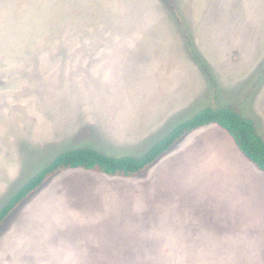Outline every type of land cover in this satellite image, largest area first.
I'll return each instance as SVG.
<instances>
[{"label": "rangeland", "instance_id": "374dc122", "mask_svg": "<svg viewBox=\"0 0 264 264\" xmlns=\"http://www.w3.org/2000/svg\"><path fill=\"white\" fill-rule=\"evenodd\" d=\"M201 63L264 139V0H0V210L66 151L139 158L215 106ZM0 264H264V174L215 125L134 178L59 172Z\"/></svg>", "mask_w": 264, "mask_h": 264}, {"label": "trees", "instance_id": "16d2710c", "mask_svg": "<svg viewBox=\"0 0 264 264\" xmlns=\"http://www.w3.org/2000/svg\"><path fill=\"white\" fill-rule=\"evenodd\" d=\"M202 66L208 72L206 66ZM211 82L215 85L213 79ZM209 125H216L224 130L232 138L239 152L264 173V139L255 122L245 118L237 109L209 107L175 127L139 158L111 157L92 148H79L60 154L49 166L28 181L0 210V227L24 201L59 172L83 169L110 177L134 178L152 166L183 137Z\"/></svg>", "mask_w": 264, "mask_h": 264}, {"label": "crops", "instance_id": "0c3cea01", "mask_svg": "<svg viewBox=\"0 0 264 264\" xmlns=\"http://www.w3.org/2000/svg\"><path fill=\"white\" fill-rule=\"evenodd\" d=\"M202 60V59H201ZM203 61V60H202ZM206 66V65H205ZM206 68H207V66H206ZM203 70H204V74H205V76L209 79V82L211 83V85H212V88H214V90H213V101H214V103H215V106H218V107H220L219 106V103H218V91H217V84H216V82H215V80H214V78L212 77V75H211V73H210V70L207 68V70H208V72L204 69V68H202ZM211 79H213V81H214V83H215V85H213L212 84V82H211ZM198 84V83H197ZM203 90L201 89V90H198L197 92H194L193 93V95H192V97L188 100V101H186L185 103H183V104H181V105H179V106H177V107H175V108H172V109H170V110H167L165 113H163V115L164 116H167V117H165V118H168L169 119V116H173L174 114H181V113H184L185 112V110H188L189 109V107L191 106V104L193 103V102H195V104H198V102L201 100V101H203V103L205 104L206 102H205V100H206V97H205V95H208V93H204V92H202ZM190 102H191V104H190ZM210 106V105H209ZM212 107H214V106H212ZM207 108H209V107H207ZM221 108H233V109H236V107H231V106H226V107H221ZM240 108V106L239 107H237V109H239ZM206 109V108H205ZM204 110V109H203ZM202 110V111H203ZM154 112V111H153ZM163 112V111H162ZM201 112V111H200ZM199 112V113H200ZM240 113L243 115V112H242V110H240ZM198 114V113H197ZM196 114V115H197ZM153 116H155V115H153ZM244 116V115H243ZM193 118V117H192ZM246 118V117H245ZM249 119V118H248ZM216 126V125H215ZM218 127V126H217ZM219 128V127H218ZM220 129V128H219ZM198 130V129H197ZM222 130V129H221ZM196 131V130H195ZM224 131V130H223ZM225 132V131H224ZM228 135V134H227ZM187 136V135H186ZM185 136V137H186ZM229 136V135H228ZM230 137V136H229ZM184 138V137H183ZM182 138V139H183ZM231 138V137H230ZM181 139V140H182ZM232 139V138H231ZM180 140V141H181ZM233 141V140H232ZM236 146V145H235ZM237 148V147H236ZM246 159V158H245ZM247 160V159H246ZM264 174V173H263ZM124 179V178H123ZM137 179V178H136Z\"/></svg>", "mask_w": 264, "mask_h": 264}]
</instances>
